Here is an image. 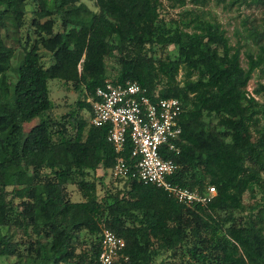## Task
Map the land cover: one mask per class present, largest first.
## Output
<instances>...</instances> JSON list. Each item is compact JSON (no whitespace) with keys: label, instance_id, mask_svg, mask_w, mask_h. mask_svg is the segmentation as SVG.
<instances>
[{"label":"trees","instance_id":"trees-1","mask_svg":"<svg viewBox=\"0 0 264 264\" xmlns=\"http://www.w3.org/2000/svg\"><path fill=\"white\" fill-rule=\"evenodd\" d=\"M34 1L24 34L25 0H0V264H98L103 227L126 242L121 255L128 259L120 264H264V82L247 89L264 67V45L245 53L244 67L240 45L204 12L185 11L191 18L181 26L161 16L159 0H95L96 11L81 0ZM168 1L176 8L214 0ZM170 46L174 58L156 57ZM53 80L84 95L61 119L52 113ZM107 81L137 82L152 100L181 102L180 152L162 154L178 166L173 183L216 188L208 205L181 204L140 181L130 138L121 155L131 172L118 178L124 188L98 196L87 178L100 166L113 168L119 155L108 141L110 126H94L81 112L92 117L87 99ZM70 186L87 199L74 201ZM247 193L261 198L246 206Z\"/></svg>","mask_w":264,"mask_h":264},{"label":"built area","instance_id":"built-area-1","mask_svg":"<svg viewBox=\"0 0 264 264\" xmlns=\"http://www.w3.org/2000/svg\"><path fill=\"white\" fill-rule=\"evenodd\" d=\"M87 101L93 109L91 124L98 127L110 126L108 141L119 155L111 169L115 178L130 175L131 166L121 155L130 138L135 176L140 181L164 189L171 198L187 206H206L217 196L214 186H209L203 192L175 184L169 179L176 173L178 166L163 157L162 149L168 148L177 154L180 152L174 142L182 134L178 122L182 104L178 99L155 101L137 82L113 84L107 81ZM101 241L102 251L98 264H120L122 258L128 259L121 255L126 246L125 240L113 231L103 227Z\"/></svg>","mask_w":264,"mask_h":264},{"label":"rangeland","instance_id":"rangeland-1","mask_svg":"<svg viewBox=\"0 0 264 264\" xmlns=\"http://www.w3.org/2000/svg\"><path fill=\"white\" fill-rule=\"evenodd\" d=\"M162 3L161 16L164 17L168 22L175 20L179 25L184 20L191 18V15H186L185 11H193L202 14L204 12L207 15V19L218 22L222 29L225 30L226 36L229 39V42L232 45H240L241 48V60L242 65L247 67L245 53H256L259 50L261 45H264V4L257 2H243L244 0H239L233 5H230V0L227 2H216L215 0L210 2L207 6L196 7L190 1L183 7L172 8L168 0H159ZM89 8L97 10L95 7V0H81ZM25 8L27 10V15L25 19V26L23 33L25 34L28 31L29 25L31 24L32 13L37 10V4L34 0H25ZM257 32L258 38L255 39L253 36H250L251 32ZM239 42V43H238ZM43 56V61L46 65H50V54L41 51ZM166 55H172L174 58L177 55L176 49L173 46L168 47L166 50L161 48L157 49L156 57L165 58ZM108 70L111 75V79H114L116 76V71L113 69V60L107 61ZM264 68V67H263ZM262 68V69H263ZM262 69H258L254 72L252 79L249 82L247 87L248 91L252 93L254 89L258 86L259 83L264 82V72ZM177 80L183 84L184 81V70L181 69L177 76ZM50 97L54 103L53 115L57 119H61L62 116L68 114L71 110L77 108V101L84 99V95L80 94L79 91L74 89V86L69 84L65 85L64 82L60 80H53L50 82ZM8 98V97H7ZM81 114L89 120L91 123V114L83 110ZM37 124V121L25 125V131L28 133L33 126ZM97 170L91 176L87 178L89 181H96L97 184V194L100 198L106 196L107 190H111L113 193L121 191L125 186V181L115 178L112 174L111 169L108 170ZM71 196L74 201L86 200V194L83 196L76 191L75 186H70ZM261 195L251 197L250 194H245L243 201L246 206L254 205L259 201ZM88 234L83 232L80 236V240L86 243L88 239ZM95 240V238H93ZM83 247H80L82 249ZM89 248V246H88ZM80 249L78 251H80ZM169 254H162L152 259L154 263H159L163 259H166ZM185 261H189V256L185 252L183 255ZM16 259L10 258L7 259V264L15 262ZM179 260H175L174 264H179Z\"/></svg>","mask_w":264,"mask_h":264},{"label":"crops","instance_id":"crops-1","mask_svg":"<svg viewBox=\"0 0 264 264\" xmlns=\"http://www.w3.org/2000/svg\"><path fill=\"white\" fill-rule=\"evenodd\" d=\"M102 169H103L104 171H105V170H108V169L104 168L103 166H100V167H98L97 171L100 172L99 170H102ZM111 169H112V168H111Z\"/></svg>","mask_w":264,"mask_h":264}]
</instances>
